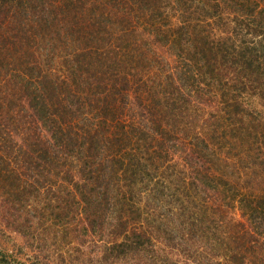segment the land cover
<instances>
[{"label": "trees", "instance_id": "16d2710c", "mask_svg": "<svg viewBox=\"0 0 264 264\" xmlns=\"http://www.w3.org/2000/svg\"><path fill=\"white\" fill-rule=\"evenodd\" d=\"M1 111L0 264H264V0H0Z\"/></svg>", "mask_w": 264, "mask_h": 264}, {"label": "rangeland", "instance_id": "374dc122", "mask_svg": "<svg viewBox=\"0 0 264 264\" xmlns=\"http://www.w3.org/2000/svg\"><path fill=\"white\" fill-rule=\"evenodd\" d=\"M26 99H25V97H22L21 99H19V102H18V107L20 106V105H23V110H24V113H26V111H27V113H28V119H31V116L30 115H32L31 114V112L32 111H28V110H30V109H28L27 110V105L26 106H24V104H26ZM3 112L4 111H1L0 113H2L3 114ZM14 112H16L17 114H18V112H19V110H14ZM4 114H6V120L3 122V124L6 126V127H11V125L13 124V122H12V119H11V116H10V113L8 112V113H4ZM4 146H6L3 142H0V155H5V151H6V148L4 147ZM1 233V232H0ZM8 234V233H7ZM10 235H11V238L10 237H8V236H5V237H0L1 239H6V240H4V241H6V242H8V244H11L12 243V240L13 239H15V241L16 242H20L21 241V239H17L18 238V234H16V233H10ZM94 246L93 245H89L88 247H87V250L88 251H93V252H91V253H97V248H95V250H92V248H93Z\"/></svg>", "mask_w": 264, "mask_h": 264}]
</instances>
